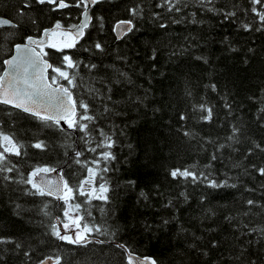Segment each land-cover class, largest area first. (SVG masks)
<instances>
[{"label": "trees", "instance_id": "1", "mask_svg": "<svg viewBox=\"0 0 264 264\" xmlns=\"http://www.w3.org/2000/svg\"><path fill=\"white\" fill-rule=\"evenodd\" d=\"M160 2L100 0L92 5L91 22L75 49L64 53L45 49L46 59L56 66H61L63 54L83 62L76 70L78 86L71 89L74 98L90 103V114L116 141L111 149L116 159L104 174L109 203L93 201L86 206L92 213L88 221L107 229L105 235L90 238L105 243L81 247L56 239L51 225L62 215L63 202L28 195L30 186L0 178V236L21 244L19 249L14 244L0 245V264H38L46 257H61V264H127L113 240L160 264H249L250 260L264 264V237L259 233L264 228V207H260L264 177L252 167H264V152L254 148L256 143L264 146V113L260 112L264 108V30H255L259 22L245 11L251 7L248 0H214L215 8L237 12L229 20L206 11L199 0H182L180 12L156 7ZM19 4L20 0H0V15L20 22L17 29H0V72L15 43L57 21L70 27L83 10L53 11L52 6L35 5L21 18L16 15ZM131 9L138 14L133 16ZM33 18L35 25L30 22ZM129 20L135 25L133 31L116 38L115 24ZM161 23L167 27L161 28ZM242 23H250L252 30L244 31ZM96 43L102 44L103 52L95 49ZM85 64L97 68L89 71ZM89 88L98 92L90 93ZM105 104L110 109L107 113ZM200 104L212 108L210 122L201 119ZM181 115L186 119L181 120ZM0 126L27 151L23 157L9 156L18 172L7 175L17 180L20 173L27 177L35 166H49L58 168L76 188L87 173L75 163V152L83 151L80 159L89 163L96 155L86 150L81 133L46 127L10 106L0 105ZM233 126L240 129L236 141L228 140ZM98 139L89 146L94 147ZM37 140H44L48 149L29 147ZM220 144L226 147L217 151ZM214 153L216 160L211 159ZM175 168H190L209 180H227L237 186L214 189L203 177L196 183L173 180L169 172ZM84 199L77 196L73 203ZM249 199L258 206L249 207ZM169 200L173 206L165 207ZM146 224L151 228L146 229ZM253 228L257 232L249 234ZM26 251L30 258L24 256Z\"/></svg>", "mask_w": 264, "mask_h": 264}, {"label": "snow or ice", "instance_id": "2", "mask_svg": "<svg viewBox=\"0 0 264 264\" xmlns=\"http://www.w3.org/2000/svg\"><path fill=\"white\" fill-rule=\"evenodd\" d=\"M100 0H75V3L70 0H20V4L17 6L16 15L23 18L28 15V11L32 10L35 5L39 6H52L53 11L68 9L71 7L83 8V15L85 20L81 25H71L65 29L64 26L57 21L53 28L44 29L43 35L48 37L47 39H36L32 36L25 37L27 43L15 44L16 55L10 59L4 61L8 65L9 71H6L3 76H0V105L10 106L13 109L19 110L23 113L30 115L36 120L40 121L46 127L55 126L59 131L63 132L66 129H72L78 133H81L80 139L83 140L86 150L96 154L95 157L89 163L88 161H82L80 157L84 155L83 151L75 152V163L81 165L86 169L87 175L79 181L76 188H73L68 180L64 179L63 173L59 174L58 180H52L48 178V174L56 172V169L49 166H35L27 174V177L20 173V179L17 180L7 173L18 172L15 164H11L9 156L23 157L27 155L25 145L19 143L14 134H7L0 126V174L4 181L12 183H20L30 186L27 190L28 195L32 196H52L58 201H62L63 216L65 221L63 222V233L61 228L57 224L51 225V235L60 241H64L70 245H78L86 247L90 243H105L104 240L93 241L90 237L93 234L105 235L107 229L94 222H89L88 217L92 216L91 211L87 205H91L93 201H100L104 204L109 203V186L108 181L105 180L104 174L110 171L108 164L116 159L111 149L115 146L116 141L112 138V135L106 132L103 127L98 123V117L92 112V106L89 102L83 99L74 98L72 88H76L77 75L76 70L80 68L82 61L74 60L71 55L63 54L61 57V66H56L49 63L46 57L49 53L45 51V48L55 49L58 52L64 53L65 49H75L80 40L84 37V31L89 25L90 17L88 16L89 4H97ZM201 7L206 11L218 13L223 16L224 20H229L237 16L236 11H225L223 9H217L214 7V0H199ZM182 0H161L156 5L158 8L165 9L168 12H180ZM251 5L250 11L254 14L255 18L259 22V27L256 31L264 30V0H248ZM206 5H213L212 7H206ZM43 10L42 8L40 9ZM131 14L136 16L138 14L137 9H131ZM159 16V13L154 14ZM30 22L35 25L36 20L30 19ZM178 22V21H177ZM19 21L8 18H0V29H17L19 27ZM127 25V27H123ZM118 29L122 28L124 33L133 31L135 25L132 21H121L116 26ZM161 28H166L167 25L161 23ZM241 27L244 31H251L252 25L250 23H242ZM11 35V33H9ZM56 35H60L61 40L56 41L53 39ZM95 49L103 52L104 48L101 43L94 45ZM88 51V49H85ZM152 59H155L153 54ZM84 67L89 71L96 69V64H85ZM51 70L54 75L49 77L48 72ZM69 70H73L70 72ZM120 76H125L126 73L119 72ZM63 80L67 82L68 86L61 84L59 81ZM215 89V86H212ZM108 92L111 88L107 89ZM88 91L98 92L96 89L89 88ZM103 98V97H101ZM108 100H111V96H107ZM139 99V98H138ZM198 110L203 113L201 119L210 122L213 118V110L204 104L197 106ZM230 107V106H229ZM104 112L110 111L107 104L104 105ZM260 112L264 113V108L260 109ZM9 116L12 113H8ZM259 118V117H258ZM181 120L186 119L181 115ZM63 125H66V128ZM99 139L96 141L95 146L91 147L93 139L95 137ZM240 129L233 126L231 134L228 136V140L236 141ZM185 136L191 135L189 132L184 133ZM29 147L46 151L48 144L44 140H37ZM226 147L224 144L217 146V151ZM256 150L264 152V146L259 143L254 145ZM101 150V151H98ZM253 150H248V155H252ZM67 155V153H66ZM218 157L214 153L211 157L212 160H216ZM104 167H100L101 164ZM91 165V166H90ZM255 171L262 177H264V167L256 168L252 165ZM169 175L173 180L191 181L196 183L201 181L203 177L204 181H207V186L217 188H235L236 184H229L227 180L220 182L217 180H209L208 176L192 171L190 168H175L170 170ZM129 183L134 184L135 181ZM180 195L187 201L188 197L186 193L181 192ZM77 196H83L85 199L82 203H73ZM140 196L147 199L144 192L140 193ZM249 207L258 206V202L252 199L246 201ZM172 201L169 200L165 207H170ZM260 207H264L261 205ZM44 209H47V204L44 205ZM100 211L103 213L104 209ZM211 215H215L211 209H208ZM45 215L49 213L44 212ZM247 215V213H245ZM226 219H231L226 217ZM59 221L60 217H56ZM94 221V218H93ZM168 223L167 220L164 221ZM146 229H150L151 225L146 224ZM71 232V234H69ZM257 232V229H249V234ZM259 233L264 237V228L259 229ZM15 245L16 249L21 248V244L9 237L0 236V245ZM117 248H121L126 253L127 264H160L154 257H138L131 249L124 244H116ZM212 247H216V243H211ZM193 247H195L193 245ZM202 255L207 256L208 252H203ZM24 256L30 258L29 252H24ZM52 260V257H46L38 262V264H48V261ZM61 257L55 259L54 264H61ZM249 264H257L256 260H250Z\"/></svg>", "mask_w": 264, "mask_h": 264}, {"label": "water", "instance_id": "3", "mask_svg": "<svg viewBox=\"0 0 264 264\" xmlns=\"http://www.w3.org/2000/svg\"><path fill=\"white\" fill-rule=\"evenodd\" d=\"M92 5H93V4H89L88 10H87V11H88V16L90 17L89 24H90V22H91L90 9H91ZM83 12H84V9L82 10V12H81V14H80L79 21H78L75 25H81L82 22L85 20V17H84V15H83ZM0 18H6V17H3V16L0 15ZM120 22H121V21H120ZM118 23H119V22H118ZM118 23H116L115 26H114V33H115L116 38H121V37L123 36V34H124V31H123L122 28L118 29V28L116 27ZM88 26H89V25H88ZM53 27H54V26H52V27H48V28H45V29H51V28H53ZM123 27H127V25H125V26H123ZM87 28H88V27H87ZM66 29H67V28H66ZM85 30H86V29H85ZM43 31H44V29L41 31V33H40L38 36H33V35H32V37H34V38H36V39H47L48 37H45V36L43 35ZM84 34H85V31H84ZM24 43H27L26 39H24L22 42H17V43H15V44H24ZM15 44H14V45H15ZM14 45L12 46L11 54L3 60V68H2V70H1V72H0V76H3L4 73H5L6 71H9L8 65L5 64L4 61H6V60L10 59L12 56L16 55ZM48 61H49V60H48ZM49 63H51V62L49 61ZM61 84H63V83H61ZM61 123H62V126L66 127V125H63V122H61ZM55 169H56V172H52V173L48 174V178H49V179H52V180H54V181L59 179V174L61 173L60 170H59L58 168H55ZM51 197H52V196H51ZM52 198H54V197H52ZM90 239H92V238H90ZM111 243H113V244L116 245V244H118L119 242L113 240V241H111ZM119 244H122V243H119ZM120 249H121V248H120ZM121 250L123 251V253H124V255H125V258H126V253L124 252L123 249H121ZM134 254H136V253H134ZM136 255H137L138 257H151V256H148V255H139V254H136ZM53 262H55V259L52 258V260L48 261V264H51V263H53Z\"/></svg>", "mask_w": 264, "mask_h": 264}, {"label": "rangeland", "instance_id": "4", "mask_svg": "<svg viewBox=\"0 0 264 264\" xmlns=\"http://www.w3.org/2000/svg\"><path fill=\"white\" fill-rule=\"evenodd\" d=\"M53 39L56 40V41L58 42V41L61 40V37H60V35H56L55 37H53ZM45 49H46V48H45ZM61 81H62V80H60L59 82H61ZM67 86H68V85H67ZM64 221H65V218H64L63 213H62V215L60 216V220H59V221L56 220V222H57V224H58V227L61 228L62 233H63V227H62V225H63V222H64ZM69 234H71V232H70Z\"/></svg>", "mask_w": 264, "mask_h": 264}, {"label": "flooded vegetation", "instance_id": "5", "mask_svg": "<svg viewBox=\"0 0 264 264\" xmlns=\"http://www.w3.org/2000/svg\"><path fill=\"white\" fill-rule=\"evenodd\" d=\"M63 10H65V9H63ZM51 26H52V25H51ZM47 27H50V26H47ZM47 27H44V29L47 28ZM46 49H47V48H46Z\"/></svg>", "mask_w": 264, "mask_h": 264}]
</instances>
